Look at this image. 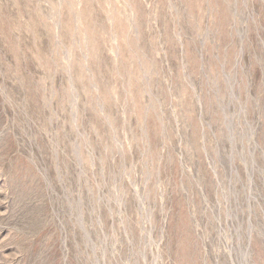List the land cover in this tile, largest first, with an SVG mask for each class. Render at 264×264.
Here are the masks:
<instances>
[{
  "label": "rangeland",
  "instance_id": "obj_1",
  "mask_svg": "<svg viewBox=\"0 0 264 264\" xmlns=\"http://www.w3.org/2000/svg\"><path fill=\"white\" fill-rule=\"evenodd\" d=\"M0 264H264V0H0Z\"/></svg>",
  "mask_w": 264,
  "mask_h": 264
}]
</instances>
